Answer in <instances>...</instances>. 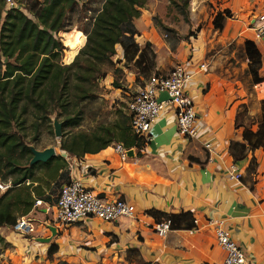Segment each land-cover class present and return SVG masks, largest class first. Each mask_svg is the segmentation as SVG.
<instances>
[{
  "label": "crops",
  "instance_id": "crops-1",
  "mask_svg": "<svg viewBox=\"0 0 264 264\" xmlns=\"http://www.w3.org/2000/svg\"><path fill=\"white\" fill-rule=\"evenodd\" d=\"M192 2L194 5L199 2L196 8L199 11L205 9V15L206 7L214 15L230 12L221 29L209 25L210 30L215 31L210 40H228L241 45L248 39L259 42L253 31L254 19L264 12V0ZM202 3H206L203 9ZM191 11L195 12L194 6ZM153 12V9H144L134 20L140 32L136 41L140 45L151 44L158 73H167L176 63L191 58L189 69L193 77L187 91L194 99L199 115L198 137L187 140L179 134L174 111L167 107L151 125L148 141L139 154L132 148L133 155L122 159L112 143L97 152L72 158L71 166L68 165L71 178L109 199L124 198L134 205L136 216L113 223L88 218L78 224L56 226L54 237L50 236V229L48 234L35 237L39 240L34 243L36 245H28L27 263L38 258L47 264L60 261L67 264H135L126 260L124 252L136 249L140 259L148 264H216L224 252L215 243L211 219L222 222L231 231L233 240L247 253L248 264H264V151L262 148L248 150L244 159L235 163L243 177L241 180L231 177L228 171L229 165L233 164L228 152L229 143L241 141L242 130L235 128L236 111L242 104L248 105L251 94L246 93L240 81L221 78L210 71L211 67L199 69L198 64L202 62L208 66L204 60V41L209 20L189 43L181 40V44L175 42L172 46L169 39L161 38L156 30L148 27L153 21ZM189 18L193 23L200 21L194 13L192 16L190 13ZM115 49L114 58L123 61L122 47L116 45ZM263 83L252 85L254 100L258 102L264 99ZM205 143H209L212 150L206 149ZM252 160L256 166L249 173ZM247 173L251 176L250 181L245 179ZM41 204L39 210L45 216L48 214L45 207L49 203L43 201ZM35 209L33 206L31 211ZM149 210L162 213L191 211L195 226L190 230H170L160 237L152 229L156 221L147 213ZM26 217L32 224L36 220L29 214ZM12 233L8 242H17ZM48 237V242L40 240ZM52 244L58 248L49 257L47 252Z\"/></svg>",
  "mask_w": 264,
  "mask_h": 264
},
{
  "label": "trees",
  "instance_id": "trees-1",
  "mask_svg": "<svg viewBox=\"0 0 264 264\" xmlns=\"http://www.w3.org/2000/svg\"><path fill=\"white\" fill-rule=\"evenodd\" d=\"M147 1L104 0L85 32V45L71 64H63L64 46L54 34L68 30L67 13L77 6L78 0H18L22 8L9 9L5 13L3 0H0V176L3 180L11 177L13 183L12 188L0 195V228L15 225L18 218L32 210L36 199L50 202V196L44 195L39 185L41 181L50 182L57 175L66 176L61 185L70 180L63 154L81 158L86 152H97L112 143H121L126 149L134 148L139 154L145 145L132 132L128 116L113 125H102L91 133L79 131L67 135V139L59 143L61 155L30 165L31 148L20 138L19 132L24 128L27 113L40 120L57 108L66 113L63 126L79 124L80 111L75 110L74 100L70 97L73 94L77 100L88 97L86 83L103 77L100 65L112 63L116 45L122 47L125 61L138 67L153 65V56L148 57L145 50L150 44L141 47L135 39L138 31L134 19ZM171 2L178 3L177 0ZM187 2L183 0L182 5L187 6ZM225 13H216L214 28H222L225 18L230 16L229 11ZM240 51L248 60L246 73L251 77V84L263 82L260 75L262 54L256 43L248 39L242 43ZM70 77L74 82L72 85ZM261 106L262 115L256 121V129L242 127L238 122L240 112L236 115L235 128L242 127V133L241 141L231 140L228 146L234 163L244 159L248 150L262 148L264 151V99ZM240 107L246 111L245 104ZM255 166L252 160L249 173ZM38 167L46 169L43 175H35ZM35 182L38 184L33 186ZM147 213L156 222L168 219L171 230H190L195 226L191 211L162 213L149 210ZM57 248L55 244L50 246L49 257ZM57 264L67 263L60 261Z\"/></svg>",
  "mask_w": 264,
  "mask_h": 264
},
{
  "label": "rangeland",
  "instance_id": "rangeland-1",
  "mask_svg": "<svg viewBox=\"0 0 264 264\" xmlns=\"http://www.w3.org/2000/svg\"><path fill=\"white\" fill-rule=\"evenodd\" d=\"M103 2L104 0H78L77 6L67 13L68 30H60L54 34L64 46L62 52L63 64H71L74 61L76 54L85 43V32L90 28L93 17L99 11ZM177 2L178 3H172L171 0H148L140 11L143 13L144 9L154 10L152 14L153 21H150L148 27L156 30L155 32L160 35L161 38L169 39L172 46H174L175 42L181 44V40H183L184 43H189L199 32L200 28H203L209 20L205 38L206 41H204L206 47L204 60L208 63L207 68L211 67L210 71L215 72L221 78H226L231 81H240L246 93L248 95L251 94V96L248 97L249 103L246 105V111L243 112L241 107H239L236 111V115L240 112L238 115V122L242 124V127L256 129V121H258L262 115V100L260 102L254 100L255 92L251 84V77L246 73L248 60L240 51L241 44L228 40H210L215 32L213 29L210 30L209 28V25L213 24L215 16L212 11H210L211 9L206 7L207 14L205 15V9L199 11L198 8H196L199 2L194 5L192 0H188L187 6L182 5L183 0H177ZM202 4L201 8L203 9L206 3ZM193 6L195 7V12L191 11ZM190 13L191 16L192 13H194V16L197 14L200 21H194L196 23L190 21ZM191 19L194 20L195 18L192 17ZM153 33L154 32H152V34ZM136 36H140L139 31ZM157 38L159 39V37ZM255 43H257L256 45L262 54L260 75L264 78V46L260 41H256ZM144 45L145 43L140 46L143 47ZM145 50L147 51L148 57H151V55L153 56V65L145 67L141 65L138 67L135 66L133 62L125 61L124 58L123 61L117 62L118 60L113 56L112 63L100 65V72L103 73V77L98 80L91 79L86 83L85 87L89 89L87 98L77 100L75 94L71 95L70 100H74L73 107L75 110L80 111L81 120L79 124L70 127L63 126L62 122L66 113H63L58 108L54 109L47 117H43L40 120H36L30 113H27L24 115L26 116V121L23 125L24 128L19 132V135H21L20 138L27 145L33 146L38 150L54 146L56 155H61L59 143L67 139V135L79 131L91 133L102 125H113L116 121H123L128 117V113L125 110V100L127 99V94L125 95V92L129 93L130 91H134L136 86H140L149 76L158 72L156 70V54L151 44ZM70 81L71 85L74 84L72 79ZM261 87H263L261 90L263 91L264 83ZM259 88L260 86H258L257 91H259ZM74 92L78 93V91L75 90ZM122 99H124V101ZM55 122L61 124V134L58 136L55 135L54 132ZM242 127L238 129L242 130ZM40 168L41 167L36 168L35 175H43L46 171V169ZM245 179L251 180L249 173L246 174ZM65 180V175H57L55 179H50V182L44 180L41 181L39 185L42 187L44 195H49L50 201H54L59 193L61 183ZM37 184L38 182H35L33 186ZM39 207H42V204L35 206L36 209L31 211V213H27L29 217L36 218L33 222L34 229L32 232H17L10 226L0 228V239H2L0 240V264H47L44 261H39L38 258L35 260L33 259L30 263H27L25 259V255L28 253V245H36L34 243L39 241L36 240L35 237L40 234L43 235V233L48 234V230H50L49 225L54 227L57 226L55 225L57 223H53L50 213L42 216ZM11 232H13L12 234L17 238V242H8V236ZM50 236L54 237L55 235L51 234ZM38 256L40 257V255ZM124 257L126 260L134 262L135 264H144L136 249L134 251L126 250L124 252Z\"/></svg>",
  "mask_w": 264,
  "mask_h": 264
},
{
  "label": "built area",
  "instance_id": "built-area-1",
  "mask_svg": "<svg viewBox=\"0 0 264 264\" xmlns=\"http://www.w3.org/2000/svg\"><path fill=\"white\" fill-rule=\"evenodd\" d=\"M4 13L13 8H22L18 0H3ZM255 38L264 46V12L259 13L254 19ZM191 58L183 63H176L167 73H153L134 91L127 93L125 110L130 117L132 132L140 139L148 141V133L151 125L162 111L171 107L174 111L175 122L178 133L187 140H193L199 134V115L195 106L194 99L188 94L187 87L193 77V72L189 69ZM200 70H206L207 64H198ZM166 91L169 99L158 101L159 94ZM205 148L212 150L209 143H205ZM114 150L122 159L127 158V151L121 143H113ZM67 164L75 158L63 154ZM230 176L239 180L241 174L238 167L233 162L229 165ZM70 176V174H69ZM29 183V182H27ZM13 187L12 178L3 180L0 176V195ZM43 203V200L36 199L34 206ZM45 211L51 214L53 223L57 226H69L78 224L88 218H96L104 222H118L121 219H133L136 216V209L133 204L122 197L112 199L94 193L91 189L84 186L76 178L61 185L56 199L48 202ZM195 222L196 219H195ZM214 238L216 245L224 252L223 258L216 264H248V255L236 243L231 235V231L222 222H213ZM13 230L17 232H32L33 224L22 216L17 219ZM153 231L160 237H164L170 230V221L162 219L152 225Z\"/></svg>",
  "mask_w": 264,
  "mask_h": 264
},
{
  "label": "water",
  "instance_id": "water-1",
  "mask_svg": "<svg viewBox=\"0 0 264 264\" xmlns=\"http://www.w3.org/2000/svg\"><path fill=\"white\" fill-rule=\"evenodd\" d=\"M85 43H86V36H85ZM85 43H84V45H85ZM168 99H169V96H168L166 91H163L159 94L158 101L168 100ZM60 128H61V124L58 122H55V124H54L55 135L58 136L61 134ZM30 148H31V152H32V157L29 161L30 165L37 163V162H46L47 160L51 159L52 157H54L56 155V149L54 146L47 147L43 150H38V149L34 148L33 146H30ZM127 155L132 156L133 155V149H128ZM50 229L52 231V235H55L56 234L55 227L52 226V227H50ZM40 240L48 242L50 240V238L49 237L48 238H40Z\"/></svg>",
  "mask_w": 264,
  "mask_h": 264
},
{
  "label": "bare ground",
  "instance_id": "bare-ground-1",
  "mask_svg": "<svg viewBox=\"0 0 264 264\" xmlns=\"http://www.w3.org/2000/svg\"><path fill=\"white\" fill-rule=\"evenodd\" d=\"M254 31V30H253Z\"/></svg>",
  "mask_w": 264,
  "mask_h": 264
}]
</instances>
